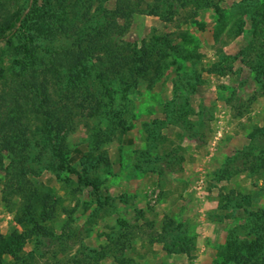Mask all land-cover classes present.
<instances>
[{
    "label": "rangeland",
    "instance_id": "rangeland-1",
    "mask_svg": "<svg viewBox=\"0 0 264 264\" xmlns=\"http://www.w3.org/2000/svg\"><path fill=\"white\" fill-rule=\"evenodd\" d=\"M132 1L114 25L117 0H0V34L32 16L0 42V234L27 235L3 264H213L264 238V0Z\"/></svg>",
    "mask_w": 264,
    "mask_h": 264
},
{
    "label": "trees",
    "instance_id": "trees-1",
    "mask_svg": "<svg viewBox=\"0 0 264 264\" xmlns=\"http://www.w3.org/2000/svg\"><path fill=\"white\" fill-rule=\"evenodd\" d=\"M33 1L36 2V0H33ZM90 6H91V4H89V7ZM134 7L136 8L135 3H133L132 0H117L115 11H113V12L101 11L100 13H101L102 17L105 15V18L107 20L111 21L115 25L116 24L115 22L117 19H121V20L127 22L129 20V18H131V15H133L135 12L133 9ZM148 14L159 16L158 14H155L154 11H150V13H148ZM31 19H32V16L28 15V13L24 14V10H22L21 13L15 12L4 23L3 33L0 34V42H4V44H9L10 43V37L14 34V32L17 30V28H22L24 25L28 24L29 20H31ZM127 25L128 24L125 23V26H127ZM100 30L102 32L101 34H105L106 29H100ZM4 32H6V33L4 34ZM80 42H84V41L80 40ZM94 42L98 43L96 39H94V40L92 39L90 41L91 46L85 45L83 49H79V47H77L78 53L83 54V55H87V50L92 48V46L93 47L96 46ZM104 44H105L104 46H100V47L98 46V47L102 50H107V51L110 50L109 47L111 46V44L110 43H108V45L106 43H104ZM79 46H81V44ZM114 47H115V49H119L120 45L119 46L115 45ZM131 49L134 50V47ZM137 53H138L137 55L139 57L138 58L139 66H140V68H142V71L147 72L150 68L155 67V66H151L148 59H146V57H147L146 52L141 53L140 51H137ZM63 54L66 56V54L69 55L72 53L64 52ZM158 64H159L158 65L159 68L161 66H165V65H162L161 63H158ZM136 74L137 73H135V72L134 73L130 72L129 78H133V76ZM130 80L133 82V79H121V80H119L117 83L119 90L123 91V90L129 89V85L132 84L130 82ZM121 87H122V89H120ZM116 93L114 92L113 94L117 95ZM125 97L126 96L124 95L123 98H125ZM107 107H108V110L104 111L105 114H109L111 116L112 120H114L113 122L116 121V124L118 123L120 126L122 124V123H120V115L123 112L120 111V113L118 115V112L114 110L112 105L109 104V105H107ZM124 112H127V111L124 110ZM128 113H129V111H128ZM96 132L98 133L99 129ZM52 148L54 150L55 157L61 158V156H59L61 154V147L53 146ZM55 169H56L55 176L57 175V171H63V170H65L67 173H72V174L77 175L76 171L73 168L62 163V160H60V159H59V163L55 167ZM77 178L82 180V178L79 175H77ZM95 183H96V180L91 181L89 183V185L94 190L97 188ZM41 190H44V188L40 187L39 192ZM35 195H36L35 200H33L32 203H29L26 205V207H25L26 210L22 214H20V216L15 215V220L20 226H24V223L26 222L25 218H27V217L28 218L29 217L30 218L39 217L41 219H44V217L47 216V214L51 213V208L53 207L54 202L51 201L50 191L47 190L46 192H44L42 194H35ZM50 202H52V203H50ZM39 207L42 208L41 212H39V210H38V209H40ZM44 208L47 209V211H43ZM260 216L264 217V211H261ZM256 220H257V218H256ZM253 222H255L256 224L258 223L256 221H253ZM257 233L251 232L250 234L252 236H254ZM26 237H27V235L24 232H18L17 230H13L10 234H8L6 236H3L0 234V264L4 263V257H6V256L10 257L13 260L18 258V254L22 250V247H23V244L26 240ZM227 246H228V249H230L229 256L228 257L225 256L222 259L221 263L216 261L213 264H247V263H249L248 261L250 260V258H252V255L257 254V253H261L264 251V238L255 235L251 241H246V240L242 241L239 244V246L237 247L238 249H236L235 248L236 246L232 245V243H227Z\"/></svg>",
    "mask_w": 264,
    "mask_h": 264
}]
</instances>
